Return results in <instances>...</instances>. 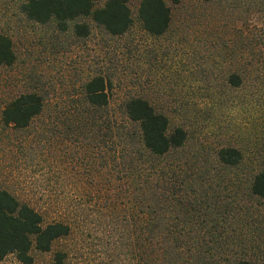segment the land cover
I'll return each mask as SVG.
<instances>
[{"label":"trees","instance_id":"1","mask_svg":"<svg viewBox=\"0 0 264 264\" xmlns=\"http://www.w3.org/2000/svg\"><path fill=\"white\" fill-rule=\"evenodd\" d=\"M128 2L18 0L17 10L76 37L89 33L88 21L120 35L133 20ZM170 16L165 0H138L135 18L148 35L164 33ZM15 59L10 35L0 30V65ZM226 80L237 86L241 76L232 71ZM110 88L104 74L88 75L63 122V134H86L93 159L107 166L106 192L85 199L73 216L49 218L0 186V264H39L41 256V264H256L264 247V157L245 159L241 147L224 144L213 159H160L185 145L187 129L137 94L119 101L118 117L102 114ZM47 101L33 85L1 106L0 122L22 130Z\"/></svg>","mask_w":264,"mask_h":264},{"label":"rangeland","instance_id":"2","mask_svg":"<svg viewBox=\"0 0 264 264\" xmlns=\"http://www.w3.org/2000/svg\"><path fill=\"white\" fill-rule=\"evenodd\" d=\"M165 1L170 24L158 36L140 27L138 0H129L133 20L124 33L88 21L89 33L76 37L25 19L18 0H0V30L16 54L13 64L0 65V108L33 85L48 99L22 130L0 122V186L49 218L73 216L85 199L106 192L107 166L93 159L86 134H63L80 84L93 72L111 83L102 114L118 117L119 101L137 94L187 129L185 145L160 159H213L224 144L241 147L245 159L264 157V0ZM232 71L241 76L237 86L226 80ZM254 261L264 264V247Z\"/></svg>","mask_w":264,"mask_h":264}]
</instances>
